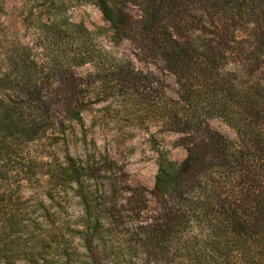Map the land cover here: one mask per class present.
<instances>
[{
	"label": "trees",
	"instance_id": "obj_1",
	"mask_svg": "<svg viewBox=\"0 0 264 264\" xmlns=\"http://www.w3.org/2000/svg\"><path fill=\"white\" fill-rule=\"evenodd\" d=\"M93 1L116 39L135 31L134 39L146 55L162 60L166 70L178 77L182 100H172L174 106L169 107L145 99V113L138 116L146 120L156 110L153 115L163 117L180 133L177 144L187 147V155L179 162L159 149L155 186L126 184L123 204L113 189L108 196H98L100 188L90 180L104 165L48 150L53 144L45 141L50 129L59 134L54 133L55 142L73 138L54 117L51 107L57 101L46 96L43 84L35 79L44 63L25 46L29 52L10 54L13 73L0 76V218L4 219L0 254L10 263L25 253L31 264H59L62 258L81 255L77 244L72 245L78 236L86 248L83 255L98 262L103 253L112 254L107 237L115 234L111 229L118 220L130 209L142 214L141 209L151 203L154 219L137 232L148 264L159 261L153 254L166 264H264V77L255 74L264 63V0H207L205 5L217 15L211 12L204 21L205 34L195 33L200 23L168 17L169 9H179L180 0H146L138 19L127 15L128 0ZM246 23L255 25L249 40L234 32H241ZM51 25L48 29L75 47L66 56V72L72 65L89 63L94 70L87 74L88 82L112 80L113 92L118 88L133 99L141 85L150 81L149 74L113 57L102 46L96 39L101 31L92 32L66 17ZM225 60L237 65L227 76L220 73ZM11 83L23 96L9 94ZM89 87L83 86L76 97L62 103L81 129L86 128L83 105ZM208 115L221 117L235 128L238 138L229 139L214 130ZM74 132L87 135L84 130ZM37 181L44 183V189L27 196L23 182ZM239 184L250 186L240 197L226 194ZM69 187L82 205L79 220L73 223L60 218ZM24 227L33 231L28 249L22 248L23 233H18ZM206 234L208 241L198 249Z\"/></svg>",
	"mask_w": 264,
	"mask_h": 264
},
{
	"label": "rangeland",
	"instance_id": "obj_2",
	"mask_svg": "<svg viewBox=\"0 0 264 264\" xmlns=\"http://www.w3.org/2000/svg\"><path fill=\"white\" fill-rule=\"evenodd\" d=\"M134 1L128 0L125 11L130 18L138 19L144 14L143 5L146 0ZM206 2L207 0H180L179 9L174 12L169 9L168 17H185L200 23L195 33L205 34L206 30L203 29L205 26H202L205 25L204 21L211 16V12L212 16L213 13L217 15V11H210L209 6L205 5ZM65 17L73 22L84 24L92 32L101 31L96 35V39L113 57L130 62L135 69L149 74L150 81L147 80L141 85L140 90L132 96L135 97L134 99L120 92L118 88L115 89L116 92H113L112 80L107 82L104 80L102 84L99 80L94 84L88 82L87 74L94 70L89 63L72 65L70 71L66 72V56L74 52L75 47L69 46L64 36L48 29L53 21H59ZM241 27V32L234 30L235 34L249 40L248 35L253 34L255 25L246 23ZM133 33L128 38L116 39L111 24L93 0H0V76L5 72H11L10 54L29 52L25 50V46H28L31 50L30 55L39 59V62H43L45 66L42 71H38L39 75L35 79L43 84L41 86L46 96H51L57 101V104L51 107L54 117L62 121L69 137L73 138L66 143L63 140L55 142L53 138L57 132L50 129L48 139L45 141L56 144L50 145L48 150L56 149L61 155L69 152L84 162L89 160L104 165L102 172L90 182L96 183L100 188L98 196H108L110 193L108 190L112 192V189L115 193L119 192L120 204L127 201V193L124 192L126 184L134 187L145 186L149 189L155 186L159 149L179 162L187 155V147L177 144L180 133L169 122L166 123L163 117L159 119L158 116L153 115L156 110L151 112V116L146 120L142 119L143 115L138 116L145 113V99L153 100V103L157 100L168 104L169 107L174 106L172 100H182V87L178 77L163 66L162 60L146 55L136 43ZM246 49L250 50L249 45ZM262 60L264 61V56ZM235 66H237L235 62L225 60L221 75L227 76ZM255 74L264 77V63ZM16 84H18L17 81ZM86 85L90 86L85 92L86 98L83 105L86 128L81 129L80 126H76V120L70 117L62 103L71 101L79 94L78 90ZM103 86H105L104 89ZM9 89L11 91L7 90L9 94L13 93L16 97L21 94L23 96V92L18 91L13 83L10 84ZM155 107L153 105L152 108ZM207 121L214 130L222 132L227 138L234 140L238 138L235 128L221 117L208 115ZM73 129L84 130L87 135L84 138L80 132L73 133ZM108 168H113V172H106ZM22 186L27 196L34 190L44 189V183L41 181L23 182ZM248 186L250 185L239 184L234 189H227L226 194L231 193L240 197L243 192H246ZM75 194L74 189L69 187L68 196L64 202V213L60 215V218L68 219L72 223L79 220L82 212L80 196ZM141 211L142 214L138 215L135 213L137 210L133 213L131 209L128 210L127 216L119 219L118 226L111 229L115 234L108 236L107 240L109 247L113 246V249H109L110 252L112 250V254L103 253L98 257V262H93L92 259L83 255L86 248L76 236L72 245L74 247L77 244V251L81 255L69 259L62 258L59 264H148L145 261L146 254L143 253L146 247L139 246L141 234L137 232L143 223L154 219L156 214L154 204L148 203ZM3 220L0 218V226ZM42 227L45 228L44 225ZM28 228H21L18 232L23 233L20 241L24 249L30 247L33 239V231ZM207 241L206 234L197 248H203ZM39 250L43 251L41 245ZM152 256L156 259L155 261L159 260L156 264H166L162 258L160 259V255ZM0 264H31V262L25 253L11 263L7 256L0 254Z\"/></svg>",
	"mask_w": 264,
	"mask_h": 264
}]
</instances>
